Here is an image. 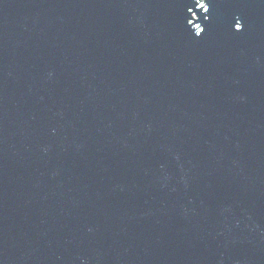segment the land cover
<instances>
[{
    "label": "water",
    "instance_id": "water-1",
    "mask_svg": "<svg viewBox=\"0 0 264 264\" xmlns=\"http://www.w3.org/2000/svg\"><path fill=\"white\" fill-rule=\"evenodd\" d=\"M202 2L0 0V264H264V0Z\"/></svg>",
    "mask_w": 264,
    "mask_h": 264
},
{
    "label": "rangeland",
    "instance_id": "rangeland-1",
    "mask_svg": "<svg viewBox=\"0 0 264 264\" xmlns=\"http://www.w3.org/2000/svg\"><path fill=\"white\" fill-rule=\"evenodd\" d=\"M202 6H204V3L202 2V0H199V7H202ZM194 18H196L195 16H193ZM196 27H198V26H196Z\"/></svg>",
    "mask_w": 264,
    "mask_h": 264
}]
</instances>
